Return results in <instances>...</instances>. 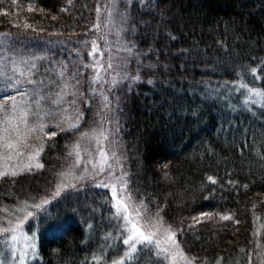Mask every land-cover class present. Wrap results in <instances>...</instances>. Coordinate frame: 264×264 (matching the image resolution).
<instances>
[{"label": "trees", "instance_id": "16d2710c", "mask_svg": "<svg viewBox=\"0 0 264 264\" xmlns=\"http://www.w3.org/2000/svg\"><path fill=\"white\" fill-rule=\"evenodd\" d=\"M106 3L0 0V49L33 62L30 99L43 107L64 92L59 106L72 101L81 114L43 136L41 168L0 178V219L39 205L30 222L38 264L120 255L121 245L109 247L112 192L83 175L108 102L143 216L167 225L200 264H264V0H120L121 63L108 100L84 37ZM131 264L162 263L146 253Z\"/></svg>", "mask_w": 264, "mask_h": 264}, {"label": "rangeland", "instance_id": "374dc122", "mask_svg": "<svg viewBox=\"0 0 264 264\" xmlns=\"http://www.w3.org/2000/svg\"><path fill=\"white\" fill-rule=\"evenodd\" d=\"M119 3L120 0H107L100 17L91 27L92 31L84 35L93 41V64L97 68L98 78L103 79L102 83H105L103 89L108 95L107 100L110 98V92L104 87L116 80L121 63V25L116 15ZM32 63L28 58H18L0 49V178L13 172L21 173L41 168L36 165H42L43 136H52L59 127H73L81 120L80 111L75 109L74 102L68 101L67 108L59 106L65 96L64 92L55 94L51 101L42 98V104L45 101V105H49L46 110H43L46 106L35 105V100L30 99V91L27 90L29 75L33 69ZM105 108L102 126L95 135L96 141L88 151L83 175L86 179L95 178L104 187L109 188L112 195L115 186V224L112 226L115 232L111 235L109 247L114 246L116 249L121 245V252L111 264H131L132 260L146 253L158 258L162 264H200L196 258L183 251L176 237L175 245L166 241L169 232L173 233L167 225L145 218L134 203L128 189V154L121 138L117 117H110L108 102ZM49 127L56 129L48 133ZM7 144H12L13 147L8 148ZM101 153L105 156L102 157ZM72 200L86 202L84 196L76 193L72 195ZM117 200L127 205V211L123 208L118 211ZM41 211L37 205H29L3 213L4 216L0 219V264H38L39 225L34 227L30 222L35 214L36 218L39 217ZM217 215L201 213L196 219H213ZM132 223L137 224L145 234H153V242L141 243L137 239L135 251L131 244H125L124 240L132 235ZM4 229L8 231L5 232ZM156 240L160 243L156 244ZM165 248L168 249L167 252L163 251Z\"/></svg>", "mask_w": 264, "mask_h": 264}, {"label": "snow or ice", "instance_id": "6c2138e0", "mask_svg": "<svg viewBox=\"0 0 264 264\" xmlns=\"http://www.w3.org/2000/svg\"><path fill=\"white\" fill-rule=\"evenodd\" d=\"M137 79H138V77H137ZM14 99L15 98H13V100ZM13 106H15V104H13ZM6 147L12 148L13 145L12 144H7ZM101 156L103 157V156H105V154L104 153H101ZM36 166L37 167H41V165H36ZM16 174L17 173H15V172L12 173V175H16ZM209 179H211V178H209ZM57 195H59V193H57ZM115 196H116V191H115V186H113V197L115 198ZM45 203H46V201H45ZM37 207H39V205H37ZM117 208H118V211L121 208H123L124 211H127V205L124 204L123 201H121V200H117ZM221 218L222 219H229L230 217L223 216ZM131 227H132V235H129L128 238L126 240H124V243L125 244H131V247H132L133 251H135V249H136V243H135V241L137 239L141 243H143V242H149V243L153 242V234H145L141 230V228L137 224H135V223H132ZM4 231L7 232L8 229H4ZM166 241H170L172 245H175L176 244V241H175V233L169 232V234L166 237ZM155 243L156 244H159L160 241L159 240H156ZM163 251L167 252L168 249L165 248V249H163Z\"/></svg>", "mask_w": 264, "mask_h": 264}]
</instances>
